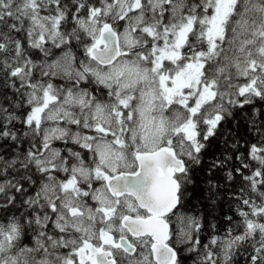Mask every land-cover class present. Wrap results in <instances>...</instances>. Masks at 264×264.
I'll use <instances>...</instances> for the list:
<instances>
[{
	"label": "snow or ice",
	"instance_id": "1",
	"mask_svg": "<svg viewBox=\"0 0 264 264\" xmlns=\"http://www.w3.org/2000/svg\"><path fill=\"white\" fill-rule=\"evenodd\" d=\"M0 264H264V0H0Z\"/></svg>",
	"mask_w": 264,
	"mask_h": 264
}]
</instances>
